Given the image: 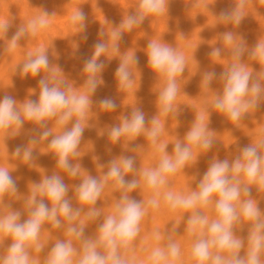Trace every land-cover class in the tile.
Here are the masks:
<instances>
[{"label": "rangeland", "instance_id": "obj_1", "mask_svg": "<svg viewBox=\"0 0 264 264\" xmlns=\"http://www.w3.org/2000/svg\"><path fill=\"white\" fill-rule=\"evenodd\" d=\"M139 2L140 0H0V20L11 21L9 31L0 35V97L12 95L17 100V108H22L30 99L38 100L39 80L48 75V70L43 69L35 77L31 74L21 75L20 67L29 53L44 50L49 57V68L59 70L57 78L64 81L67 94L79 95L87 92L86 80L89 73L84 71V65L92 58L94 46L97 43L107 46L106 51L97 58V62L103 63L104 67L96 74L99 81L96 91L87 93L92 103L82 120L84 132L77 148L78 155L70 157L73 167L78 166L76 176L70 175L58 165V156L54 149L49 148V141L70 128L78 117L73 116L66 125H59L58 117L48 119L47 130L51 135L47 139H39L44 129L27 120L15 137L10 135L11 129L0 132V167L12 174L18 187L16 193H5L0 197V216L17 210L22 214L21 220L27 219L32 210L28 200L35 185L54 174L59 175L67 186L65 198L70 201L72 208L80 210V215L72 221L58 215L61 222L59 228L53 227L51 221L42 224L37 241L28 246L30 259L36 264H45L57 241L69 240L76 250L72 257L73 264H77L82 240L69 234L68 228L82 226L84 237L95 239L99 225L113 211L123 190L114 180L109 179L95 205H88L79 201L76 187L88 176L103 181L110 162L119 161L121 157L134 158L135 171L125 173L124 178L127 181L138 179L140 186L128 194L143 202L147 208L138 236L127 249H121L122 255L133 261V264H149L147 258L152 250L166 247L170 240L181 249V255L175 264H196L191 257V248L199 232L190 235L187 230V218L191 212L182 209L173 211L164 201V193L171 191L187 195L198 190V183L211 161L227 159L231 162L239 155L243 146L254 145L260 135L264 134V101L259 108L249 110L239 122L230 121L225 114L212 107L213 99L223 90L221 74L233 63L244 65L245 70L254 77L264 73V60L250 55L257 44L264 43V0H166V9L162 15L146 17L131 31L124 30L119 40L113 41V31L119 28L128 15L137 11ZM241 3L243 19L239 25L221 19V12L236 9ZM77 9H82L87 16L83 30L80 22L73 23L71 20ZM45 11L48 13V25L36 35L26 33L18 41L17 47L10 50V40L18 28L26 26L30 20L40 17ZM228 32L233 34L231 44L224 39V34ZM153 41L167 44L185 58L184 72L176 77L178 92L173 110L168 114L162 113L159 104V94L165 86V80L148 63V45ZM240 44L244 45L245 51L237 60L233 49ZM217 48L220 49V55L212 56V51ZM129 56L137 57L139 63H129L131 86L127 87L121 85L116 71ZM206 72L216 73L208 88L203 86ZM261 83L264 84V78ZM105 98L115 102L114 110H106L100 106L99 102ZM138 108L145 115V132L134 138L122 136L118 141H113L109 136L111 128L120 125L125 117H130ZM201 115L204 116L208 134L212 137V147L203 149L192 146L193 158L167 177V184L160 188V195L155 197L159 201V207L149 206L147 201L154 196V192L144 185L143 171L157 167L165 155L174 158L175 143H186L187 132ZM153 118L158 119L161 126L156 144L147 136ZM33 137L38 139L36 144L29 143ZM162 144L166 145L163 153L159 150ZM20 145L32 149L33 160L25 161L22 156L14 155L15 148ZM239 178L242 184L246 183L243 174ZM248 186L250 198L260 209V219L264 221V188L258 183ZM37 199H43L49 208L52 207V202L38 193ZM215 199L214 196L212 203L199 209L209 223L217 218ZM247 199L249 197L242 193L240 201L235 203L238 212L241 202ZM93 207L101 213L95 220L88 217V212ZM253 223L241 216L233 224L234 237L244 241V247L240 250L242 256L248 251V236ZM157 232L160 233V240L156 239ZM11 242V237L0 236V255L5 254ZM37 244L42 246L40 251L36 250ZM221 255L227 257L230 253L222 252ZM261 259L264 261V253Z\"/></svg>", "mask_w": 264, "mask_h": 264}, {"label": "clouds", "instance_id": "obj_2", "mask_svg": "<svg viewBox=\"0 0 264 264\" xmlns=\"http://www.w3.org/2000/svg\"><path fill=\"white\" fill-rule=\"evenodd\" d=\"M242 8L243 3L236 9L221 12V19L239 25L243 19ZM165 9L166 0H140L137 11L128 15L119 28L113 31V41L119 40L124 30L131 31L146 17L160 16ZM47 15L45 11L40 17L30 20L26 26H20L10 40L9 49H15L18 41L26 33L36 35L45 28L49 23ZM71 20L73 23L80 22L82 30L86 27L84 22L87 16L82 9H77ZM10 27V20H0V35L6 34ZM224 39L231 44L233 34L225 33ZM106 47L104 43H97L94 46L92 58L84 65V71L89 73L86 80L87 92L79 95L67 94L64 81L57 78L59 70L49 68V57L44 50H37L35 54L29 53L27 60L20 67L21 75L31 74L35 77L42 69L48 70V75L39 80L38 100L30 99L22 108H17V100L12 95L5 94L0 97V132L11 129L10 135L15 137L19 135L27 120L37 123L44 129L39 139H47L51 135L47 130L48 119L58 117L57 123L66 125L73 116L78 117L70 128L54 136L49 144L58 156V165L70 175L76 176L78 166L73 167L70 157L78 155L77 148L84 132L82 120L92 103L87 93L96 91L99 83L96 74L104 67L103 63L97 62V58L106 51ZM244 51L243 44L237 45L233 49V55L239 60ZM147 55L151 68L165 80V86L159 94V104L162 113L168 114L173 110V102L178 92L176 77L184 72L185 58L172 47L158 41L149 43ZM211 55L219 56L220 49H214ZM250 55L264 60V43L257 44ZM129 63H139V60L135 56H129L116 71L121 85L127 87L131 86ZM215 77V72H206L203 76V86L208 88ZM220 78L224 82L223 90L213 99L212 107L225 114L230 121L239 122L249 110L259 108L264 101V84L261 83L264 73L254 77L251 72L245 70L244 65L233 63ZM99 103L106 110L116 108L115 102L110 98L102 99ZM151 123L152 127L147 130V136L156 144L161 131L160 121L153 118ZM145 125L144 113L136 109L130 117H125L120 125L112 127L109 136L113 141H118L122 136L134 138L145 132ZM185 140L186 143L180 141L175 143L174 158L165 155L157 167L143 171L144 185L154 192V196L147 201L149 206L159 207V201L155 197L160 195V188L167 184V177L176 173L193 158L192 146L203 149L212 147L213 140L208 134L203 115L192 125ZM37 142L36 137L29 141L30 144ZM165 148L166 145H160V152L163 153ZM261 149H264V134L260 135L254 145L243 146L239 155L231 162L227 159L211 161L198 183V190L187 195L171 191L164 193L163 199L173 211L182 209L191 212L187 218V230L190 235L199 232L191 248V257L196 264H264L261 259L264 253V221L260 219V209L250 198L251 191L248 186L258 183L264 188V152H261ZM14 155L22 156L25 161L33 159L32 149L29 147L17 146ZM134 165L132 157H121L119 161L112 160L103 181L88 176L76 187L79 201L88 205H95L109 179L114 180L123 190L113 211L106 215L99 225L95 239L85 238L82 226L68 228L69 234L82 240L81 255L77 264H133V261L122 255L121 249H127L136 239L141 221L147 212L143 202L128 194L140 186V180L127 181L124 178L125 173L135 171ZM241 174L246 178V183L242 184L239 178ZM17 191V183L12 174L6 168L0 167V197L5 193ZM67 191V186L59 175L45 177L41 183L35 185L28 200L32 210L27 219L21 220L22 214L17 210L0 216V236L11 237L12 240L5 254L0 255V264H36L30 259L28 246L37 241L42 224L51 221L53 227L59 228L61 222L58 215L69 221L80 215V210H74L70 201L65 198ZM37 193L50 200L52 207L49 208L43 199L38 200ZM242 193L249 199L241 202L238 212L235 203L240 201ZM214 196L217 218L209 223L208 218L199 209L212 203ZM100 215V211L94 207L88 212V217L92 220ZM241 216L254 222L248 236V251L243 256L240 255V250L244 247V241L235 238L232 231L233 224L238 222ZM156 239H161L159 232L156 233ZM41 248V245H36L37 251ZM75 251L70 240L57 241L51 248L45 264H73L72 257ZM222 252H228L230 255L225 257L221 255ZM180 255L179 245L169 240L166 247L154 248L147 260L149 264H175Z\"/></svg>", "mask_w": 264, "mask_h": 264}, {"label": "bare ground", "instance_id": "obj_3", "mask_svg": "<svg viewBox=\"0 0 264 264\" xmlns=\"http://www.w3.org/2000/svg\"><path fill=\"white\" fill-rule=\"evenodd\" d=\"M99 2V1H98ZM96 3V2H95ZM231 6V5H230ZM100 19V18H99ZM101 20V19H100ZM262 20V19H261ZM204 26V25H203ZM244 28V27H243ZM226 32H227V30H226ZM76 80V79H75ZM216 88V87H215ZM129 89V88H128ZM70 92V91H69ZM130 97V96H129ZM139 109V108H138ZM9 132V131H8ZM54 136V135H53ZM6 139V138H5ZM47 141V140H46ZM48 142V141H47ZM50 142V141H49ZM45 144V143H44ZM47 144V143H46ZM21 146V145H20ZM46 146V145H45ZM48 146V145H47ZM43 148V147H42ZM50 148V147H49ZM6 149V148H5ZM7 150V149H6ZM11 150V149H10ZM42 150V149H41ZM51 150V149H50ZM2 152V151H1ZM152 152V151H151ZM39 153V152H38ZM50 154V153H49ZM54 155V154H53ZM43 156V154L41 155V157ZM46 157V156H45ZM47 158V157H46ZM21 159V158H20ZM35 159H36V157H35ZM33 160V159H32ZM40 161V160H39ZM38 161V162H39ZM72 161V160H71ZM78 162V161H77ZM20 163V162H19ZM11 170V169H10ZM13 170V169H12ZM52 170V169H51ZM55 170V169H54ZM15 171V170H14ZM58 173V172H57ZM14 178V177H13ZM4 206V205H3ZM8 209V208H7ZM4 239V238H3ZM9 243V242H8ZM7 244V243H6ZM52 245H50V247H51ZM75 254V253H74ZM128 257V256H127Z\"/></svg>", "mask_w": 264, "mask_h": 264}]
</instances>
